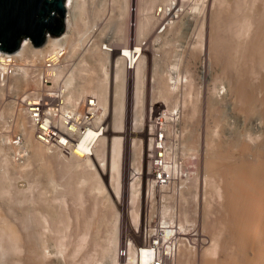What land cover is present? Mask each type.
Listing matches in <instances>:
<instances>
[{
  "label": "bare ground",
  "instance_id": "obj_1",
  "mask_svg": "<svg viewBox=\"0 0 264 264\" xmlns=\"http://www.w3.org/2000/svg\"><path fill=\"white\" fill-rule=\"evenodd\" d=\"M84 1H66L67 23L71 29H74L72 27V20L75 17L74 13L81 9L80 6H82ZM112 1L111 3L113 4L115 0ZM258 1L261 10L256 17L257 24L254 28L252 27L253 25H250L253 30H248L250 33L248 32L247 39L246 37L243 41L239 39L240 32L243 29L241 30L242 26L238 24H240V20L249 18L244 12L247 8H245L247 3L244 0H219V10L221 12L227 10V14L223 15V17L217 16L219 19L217 21H215L216 19L214 20L213 29L211 31L209 29V38L207 37L208 56L212 61H223L227 70L235 71L233 75L229 76V84L226 91L222 88L223 91L227 92L226 98H229L232 104H235L234 106L241 108L237 111L236 107L235 111L243 110L247 116H250V120L251 116L256 117L257 115L258 117L259 115L255 120H259L261 124L260 126L258 125L259 127L253 125L251 128L248 127L250 129L243 128V131L244 129L246 131L241 136L230 137L232 139L229 142H224L226 141L224 138V141L220 140L221 137L219 140L216 138L218 140L216 142L208 140L205 142L204 148H202L204 150L203 184L204 188L208 186L210 199L203 202L201 228L202 232L208 233L209 240H207L208 245H205L202 249L203 251H201L202 254L200 259L198 258V264H264V0ZM203 2L204 0H198L192 7V12H197L198 6ZM101 5H105V3ZM118 6L121 7L120 5ZM254 8L252 7V9ZM76 9L78 10L76 11ZM220 11L214 14L220 15ZM148 13H142L143 17L139 22V28H142L141 31L149 25V20L152 16H148ZM247 25L244 30H247ZM73 33L72 30H69L64 35L67 38L66 44L68 54L70 53L69 56H75L76 52L79 49L81 50V48L85 49L81 57L78 58V63L74 64L76 70H72V75L70 74V78L66 79L63 84L69 91L68 98L76 102L85 95H95L105 114L108 113L110 115L113 111L111 120V125L114 127L113 134L121 133L123 136H112L111 139H108L104 135L95 143L89 157H72L70 160H64V157L62 159L54 158L52 154L51 156L49 155L42 145L37 141L36 143L33 138V127L26 118L27 115L22 101L28 92V86L30 84L37 85L35 76H29L30 73L31 75L35 73L36 69L34 67L36 65L34 66V63L44 59L45 54L52 49L53 41L51 39L47 40L40 48H32L29 41H23L21 47L11 55L21 62L28 59L27 62L30 64V68L18 69L16 73L2 77V79V69L0 68V107L4 106V108L0 109V264H87L89 261L87 259L89 249L95 247L98 242L94 238H92L94 240H91V242H88L89 239L87 240L94 226L90 221L94 219L93 216H96V214L92 216L93 218L90 215H92L93 211L95 212L94 204L96 203L91 205L94 208L85 206L87 202H85L84 195L85 193L90 195L89 192L92 195L93 191L98 193L103 191L94 166L96 168L101 167L106 170V174H110V186L117 193L122 183L124 138L125 136L133 137L130 136L133 131L127 129V124L123 119V84L126 81L124 73L132 75L135 79V84L133 83L135 85V97H133L135 98L134 104L136 108L134 122L135 124L138 123L140 131H143L141 129L144 127L146 128L140 108L142 106V90L140 89L142 85L140 86L141 82L139 83V81L142 78L140 73L143 71H141L142 53L136 58L131 72L126 70L124 72L121 55L116 58L113 69L111 67L109 70L108 58L110 55L100 51L97 47L86 48L84 45L85 31L79 37L76 36V41ZM197 37L199 40H196V43L201 46L203 36ZM237 53H240L242 57V62H240V59L238 62L243 63L240 64L241 66L238 64L240 67H236V60H233L232 57V55ZM59 75L60 72L57 74L56 79H58ZM187 80L185 79L183 82L177 77L173 86L178 88L180 85L179 91H181V94L189 97L188 91L193 86L190 87V85L188 87ZM111 85L113 86L112 104L111 99H107L111 97L109 92L107 96L108 86ZM162 94L167 102L170 99V93L162 92ZM224 95L226 96V93ZM229 99L228 102L230 101ZM5 101L7 102L5 103ZM182 101V107L187 108L186 99L182 98ZM214 102L212 103L214 104ZM212 103L208 104L213 106ZM218 104L217 106L220 105ZM6 107H12L13 109L6 113V109H8ZM214 107L215 105L212 108ZM139 108L140 112L137 114ZM194 108L191 107L187 109L188 111L186 110V116L183 114L186 117L185 119L191 117ZM197 108L199 107L197 106ZM214 109L216 110V108ZM218 110L217 108L216 111ZM208 112L212 113L214 110ZM240 112L242 113V111ZM8 115H13L12 124L10 121L9 123L7 120L1 119ZM252 119L254 120L253 117ZM106 127L108 129L109 124H106ZM15 134H20L21 138H16ZM214 134L218 133L214 132ZM220 134L222 135V133ZM228 136L231 135L228 134ZM92 137L90 136L89 141H91ZM214 138L212 139L215 140ZM16 139L18 141H15ZM131 140L133 144L134 139ZM186 141L187 139L184 143ZM142 144H137V147L138 153L142 151V156H144L145 148ZM185 145L182 144V146ZM195 147L200 148L197 145ZM193 149L195 150V148ZM46 152L48 155H46ZM194 152L196 153V151ZM200 160H198L199 163H201ZM91 170L93 172H90ZM134 180L135 178H131L130 181L131 199L137 194ZM197 180L198 177L196 175L195 182ZM85 188H88V190L86 191ZM122 195L124 199L126 194L122 193L121 197ZM183 196L181 195L179 199L185 200ZM94 197L97 198L96 196ZM95 198L92 199L94 200ZM94 201L96 202V199ZM85 207L91 209L88 211ZM184 210L179 212V216L182 215L186 221L187 213ZM90 211H92L91 214ZM87 212L89 217H87ZM132 215V221L135 222L136 213L132 211ZM185 248L179 250L176 264H190L193 252L190 251L191 249ZM104 250L106 251L105 248ZM133 261L134 259L130 258L128 264H133Z\"/></svg>",
  "mask_w": 264,
  "mask_h": 264
},
{
  "label": "rangeland",
  "instance_id": "obj_2",
  "mask_svg": "<svg viewBox=\"0 0 264 264\" xmlns=\"http://www.w3.org/2000/svg\"><path fill=\"white\" fill-rule=\"evenodd\" d=\"M101 1H103V0H85L84 3H82V6H80L81 9H79V7H78L79 11L77 13L76 12L74 13L75 17H74V20L72 23V27L74 29H72V31L74 32L73 34L75 37L74 38L75 41H76L77 37H79L80 34L85 31V29H86L85 26H87L88 23H92V22H96V21H100V22L105 21V24L107 26H109L112 30V38L110 40L112 41L114 48L116 49L115 52H113L112 54H109L110 55L108 58V60H109L108 69L109 70L111 69V67L113 69V66H114L113 64H115L116 58L119 57L120 50L124 49V47L126 45H127L126 47L133 46L136 44V42H140V41H144L145 45H146L145 50L142 53V57H141V59L143 61L141 64V67H142L141 71L142 70L143 71L140 73V77H142V78H140L141 81H139V83L141 82L140 86L142 85L140 87V89L142 90V93H141V96H142L141 105L142 106L140 107L141 108V115L145 121L144 125L146 124V128L144 127L143 129H141L143 131H140V127H139L138 123L135 124V122H134V113L136 110L135 104H134V102H135V98H134L135 97V90H134L135 89V85H134L135 79L133 78L132 75L124 73V76H125L124 78L126 79V81L123 84V86H124V89H123V91H124L123 92L124 93V95H123L124 96V99H123L124 100V103H123V106H124L123 119H124L125 123L127 124V127H128L127 129L129 131L130 130L133 131L130 135L133 137H129V136L126 137L125 136V138H124L125 140H124V144H123V160H122L123 163H122L121 188H119V190L116 193L114 191V189L110 186L111 185L110 174L109 173L106 174V170H103V168H101V167L96 168L94 166L95 171L97 173V176L100 179L99 182L101 183L100 184L101 190L103 189V191L99 190V191H101L100 193H98L97 191H93L92 192L93 196L88 191L90 195H87L86 193L84 195V199L86 200L85 202H87L85 206L92 207L91 205L93 203L97 204V205L94 204L95 205V209H94L95 212L93 210H92L93 212L90 211V214L92 212V215H90L91 218L94 217V219H91L90 223L92 222V224H94V226L92 227L90 234L87 237V240L89 239L88 242H91V240L95 239V241L99 243V244L98 243L95 244V247H98V248L95 249V247H93L92 249L91 248L89 249L90 251L87 254V259L89 261L87 262V264H122V262L116 257V249L121 245V243L125 237L133 234L134 231L137 230L139 228V226L142 225L143 220H144V216L149 217L153 214L157 215L161 211H162V213L164 212V214L168 213L169 210H170V212L172 211L171 206L166 207L165 208L166 210L164 211V208L162 207V205H159L158 197H157V191L153 188L151 181H150V177H149L148 172H147V170H148V164H147L148 163V160H147L148 154L147 153H148V149H149V142L147 140V137H148L147 136V119H148L149 111H151L152 109H154V107H157V106H161L162 108H166V109L167 108L172 109L176 105L179 107V110H180V122L179 123L180 124L178 127V129H179L178 139L180 142V147L182 146V144L189 145V146H186V145L182 146L181 149H179V150L182 151L184 157L187 156L186 154H188L189 156L197 157V158L199 157L198 160L201 159L200 160L201 163H199V161H198V163H197L198 165L196 164V167H197L196 168V174L194 175V177L190 181L189 185L187 186L188 189L186 188L187 190L185 189L184 192H182L180 194V196L184 195L183 197L185 198V200H183V199L180 200L179 199L180 196L178 198H176V202H175L176 203V210H177L178 215H179V212L184 210V209H185L184 211L187 213L186 221H185V219H183L182 215L179 216V219H180L179 223H181V224L183 223V224H187V225H193L194 227H197L199 232L203 236H206L207 240H209L208 239L209 237L207 236L208 233L206 232V234H205V232H202L201 216H202V212H203V204H204L203 202L205 200L208 201L210 199V194H209L210 191L208 190V186L204 188V184H203V176H204L203 175L204 174V171H203L204 170V168H203L204 167L203 166L204 165L203 164V162H204L203 161L204 160L203 151L204 150L202 148H204V144L206 141L212 140V141L216 142L219 140L220 137H221L220 140L224 141V139H225L226 141H224V142H229L232 139V138L230 139V137H233L235 135L241 136L246 131L245 129H247L248 127L251 128V127H253V125L259 127L261 122L259 120H257V121L255 120L257 115H256V117L251 116V120H250V118H249L250 116H247V114L243 110H239V112H237L238 109H241V108L234 106L235 104L234 103L232 104V101L229 98H226L227 92H225L227 87H228V84H229V76H231V74L233 75L235 71L234 70H227L223 61H222L223 63L220 61L215 62V61H212V59L208 56L206 44H207V41L209 38L208 35L210 34L211 29H213L212 26H214L215 21H217V19H219V17L217 18V16L223 17V15L225 16V14H227V10L222 11V12L219 10V8H220V6H218L219 0L218 1L217 0H204V2L202 4L199 3L201 5L198 6V10H196L197 12H192V7L198 1L197 0L192 6L190 5L187 8V12H185L181 17H179V20H177L174 23L175 25L173 24L172 27L170 26L168 28V30H166L162 35L156 34L155 19H154L153 13L157 7L161 6L162 4H164L168 0H156V1L155 0H137L135 2L130 1V0H115L116 2L113 0L114 1L113 2L111 0L113 2V4L111 3L110 0L109 1L105 0L104 2H101ZM244 1H245V3H247V4H245V8L246 7L247 8H246V10H244V12H245V14H247L249 16V18H247V20H244V19L240 20V22H239L240 24H238V25L242 26L241 30L243 29L242 30L243 33H242V31L240 32V37H239L240 41L245 40V37H246V39L248 38L247 36L250 33L249 31L253 30V28L257 24V20H256L257 18L256 17H257V14L261 10L260 9L261 6H260V3L258 0H255V2H254V0H248V1L244 0ZM117 2H120L121 4L117 3ZM100 3L101 4L105 3V5L102 6ZM251 3H253V4H251ZM210 4H211V6H210ZM118 5H120L121 7H119ZM252 7L253 8L257 7V8L252 9ZM100 8H101V10H100ZM78 9H76V11ZM258 9H259V11H258ZM97 10H98V12H100V11L101 12L98 13ZM144 11H146V12H144ZM218 11L221 12V13L219 12L220 15H217V14L215 15L214 13H217ZM248 11H249V13H248ZM253 12H254V14H253ZM142 13H144V14L148 13L147 14L148 16L149 15L152 16V17H150V20H149L150 21L149 25H148L149 27L147 26V28H144L143 31H141L142 28L141 29L139 28V26H140L139 22H140L141 18L143 17ZM250 13H251V15H250ZM108 15H110V16H108ZM129 21L134 23V27L129 26ZM244 22H245V24H244ZM246 25L248 26V28H247V30L246 29L244 30V27L246 28ZM250 25L251 26L253 25L252 26L253 28L250 27ZM200 26H202V27H200ZM241 26H239V27H241ZM209 29H210V31H209ZM202 30H204V31H202ZM132 31H133V33H132ZM244 31L247 33H245ZM201 35L203 36V38H202L203 42L200 46V44L196 43V42L199 40V38L197 36L201 37ZM189 44H190V47H189ZM84 45H85V43H84ZM195 45H196V47H195ZM197 45H199L200 48H198L199 46H197ZM193 46H194V48H193ZM85 47L89 48L86 45H85ZM84 49H82V48H81V50L79 49L76 52L75 56L73 55L72 57H71V55L69 56L70 53L68 54V56H69L68 58L70 61H72L73 67L75 66L74 65L75 63H78V61H79L78 58L81 57L82 53L84 52ZM237 54L232 55V57H233V60H236L235 61L236 67H240L241 66L240 64H243V63H238V62L241 60L242 57H241L240 53H237ZM236 55H237V57H236ZM26 60H28V59H26ZM240 62H242V60ZM39 63H41V61L39 62V60L36 63H34V66L36 65L34 67V69L37 70ZM22 64L26 65V61L22 62ZM27 64H29V63L27 62ZM238 64L240 66H238ZM73 69L72 70L75 71L76 66ZM72 70H71V72L73 73ZM124 72H126V71L124 70ZM72 73H71V75H72ZM29 76L30 77L35 76V74L31 75V73H30ZM177 77L180 78L181 81H183V82L185 79L186 80L188 79L187 83L189 85L187 83H185V84H187L188 87L190 85H191L190 87L193 86L192 88H190L191 92L188 91L190 93V94L188 93L189 97L183 96V94H181V91H179L180 85L178 88H174L173 83L175 82V80H177ZM112 85L108 86V89H107V96H108V92L111 95V97L109 95L110 98H107V99L108 100L111 99V104L113 103V86ZM37 87H38V84L37 85L30 84V86H28L27 90L28 91L33 90V89L35 90ZM222 88H224L225 91H223ZM162 92H168V94L170 93V96H169L170 99H168L167 102L163 98ZM223 92L226 93V96L224 95ZM172 94H173V96H172ZM209 96L212 98L213 97H215V98L212 99ZM182 98L186 99L187 108L182 107V104H183ZM205 99H206V101H205ZM228 99L230 100L229 102H228ZM202 101H203V103H202ZM213 101H215L216 103L214 102V104H213L212 103ZM217 101L220 105L217 103ZM6 102L7 101H5V103ZM208 103L209 104L212 103L213 106L215 105L214 108H216V110L218 108L219 110L216 111L214 108H212L213 106H210ZM217 104L219 106H217ZM197 106L200 108V110H199V108H197ZM209 106L211 107L212 110L210 109ZM2 107L4 108V106H2ZM2 107H0V109ZM191 107H195L194 111L192 112V115H191L192 118L187 117L188 119H185L186 118L185 116L187 113L186 110L191 108ZM236 107H237V111H235ZM6 108L9 109L10 107H6ZM140 108L138 109L137 114H139ZM233 108H234V110H233ZM8 109H6L7 110L6 113L13 108L11 107L9 110ZM213 110H214V112H212L213 114L208 112V111L211 112ZM196 111H198V112L196 113ZM240 111H242V113ZM181 112H183V113H181ZM106 114L107 115H106V121L105 122H106V124H109V128L107 129V133L105 135L106 138L111 139L112 136H123L121 133L113 134V132H112L113 128H114L113 125H111V123H112L111 120L113 117V111L111 112L110 115H108V113H106ZM183 114L185 116H183ZM207 114H208V116H207ZM215 114H216V116L214 117ZM6 117H9V118L6 119ZM6 117L1 118V119L7 120L8 122L9 121L11 122L13 119L12 118L13 115H8ZM252 117L254 118V120L252 119ZM258 117H259V115H258ZM27 120H28V118H27ZM11 124H12V122H11ZM243 128H245L244 131H243ZM250 128H248V129H250ZM219 131H221V132H219ZM214 132L215 133L217 132L219 135L214 134ZM233 132H234V134H233ZM220 133H222L223 136ZM228 134L231 136H228ZM191 135H192V137H190ZM15 136H16V138H21L20 134L19 135L15 134ZM213 137H215L214 138L215 140L212 139ZM33 138H34V136H33ZM194 138H195V140H194ZM131 139H134L133 144H132ZM184 139L185 140L187 139V141L189 140L188 141L189 143L187 141H186V143H184L185 142ZM182 140H184V141H182ZM192 140L194 143L191 142ZM15 141H18V139H16ZM34 141L36 142V140H34ZM140 143H143L142 145L145 148V153H144L145 157L142 156V153H141L142 151L138 153L139 150H138L137 146ZM196 145H197V147H200V148H196L195 147ZM192 148H195V150L194 149L193 150L196 151V153L192 150ZM42 149H43V147H42ZM198 149H200L202 151H200ZM44 151H46V150H44ZM236 152H237V150H236ZM140 153H141V155H140ZM46 155H48V153ZM49 155L51 156L50 153H49ZM133 155L135 157L137 156L138 159L135 157H134L135 158L134 159ZM52 156L54 158H58V159H62L64 157L63 158L64 160L65 159L70 160V157L68 158L67 156H60L59 155L60 156L59 157L58 155H53V154H52ZM90 172H93V170H91ZM196 175L198 177V180L195 182ZM131 178H135L134 182H135V188L137 190V194L132 199H131V189H130ZM85 190L87 191L88 188L87 189L85 188ZM94 192H95V194H94ZM122 193L126 194L124 199H123V195L121 197ZM206 194H208V195H206ZM94 196H96L97 198H95ZM92 198H95L96 202L94 201L95 199L93 200ZM184 201H186V202H184ZM98 202H100V203H98ZM201 203H202V205H201ZM87 207H85V208H87ZM92 208H94V207H92ZM96 208H98V209H96ZM90 209H88V211ZM96 210H99V211H96ZM132 211L135 212L136 216H137L135 222L132 221V217L134 215V214L132 215ZM95 214H96V216H93ZM88 215H89V213L87 212V217H89ZM98 219H99V221H98ZM92 220H94V221H92ZM93 222H95V223L97 222L96 223L97 226ZM98 223H100V224H98ZM92 224H91V226H92ZM94 235H96L97 237ZM92 238H94V239H92ZM105 243H107V244H105ZM207 245H208V241H207L206 246ZM104 248L106 249V251L104 250ZM203 248L196 250V251L192 250V249L190 250L188 248L190 251H192L194 253V254L193 253L191 254L192 260L190 259V262H189L190 264H196V263L198 264V258L200 259V255L202 254L201 251H203L202 250ZM185 249H187V247Z\"/></svg>",
  "mask_w": 264,
  "mask_h": 264
},
{
  "label": "built area",
  "instance_id": "obj_3",
  "mask_svg": "<svg viewBox=\"0 0 264 264\" xmlns=\"http://www.w3.org/2000/svg\"><path fill=\"white\" fill-rule=\"evenodd\" d=\"M196 1L168 0L157 7L153 13L156 34L162 35ZM129 26L134 27V23L129 21ZM69 30L72 29L68 26L66 14L65 32L60 37L47 38L53 41V47L34 73L38 87L25 94L22 105L33 127L35 140L48 153L84 158L90 156L98 139L106 135V114L95 95H85L76 102L68 98V89L63 84L70 78L73 69V63L68 58L67 38L64 37ZM111 38L112 30L105 21L87 24L84 36L87 47H97L104 53L112 54L116 49ZM145 47V42L140 41L125 47L126 50H120L124 70H133L136 58L144 52ZM22 62L13 55L0 54L1 79L16 73L18 69L30 68L29 64L23 65ZM179 122L180 110L177 105L172 109L157 106L149 111L147 172L157 191L159 205L163 208L171 206L172 211L144 216L142 225L125 237L116 249V257L122 264H128L130 258L134 259L133 264H176L181 248L199 250L207 244L206 236L197 227L179 223L176 210V198L196 174L198 163L197 157L188 154L184 157L179 150ZM90 136H93L91 141Z\"/></svg>",
  "mask_w": 264,
  "mask_h": 264
},
{
  "label": "water",
  "instance_id": "obj_4",
  "mask_svg": "<svg viewBox=\"0 0 264 264\" xmlns=\"http://www.w3.org/2000/svg\"><path fill=\"white\" fill-rule=\"evenodd\" d=\"M67 0H0V54L15 53L24 40L42 47L64 34Z\"/></svg>",
  "mask_w": 264,
  "mask_h": 264
}]
</instances>
